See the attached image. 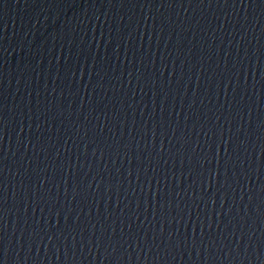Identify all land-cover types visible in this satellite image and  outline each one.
<instances>
[{"label": "water", "instance_id": "95a60500", "mask_svg": "<svg viewBox=\"0 0 264 264\" xmlns=\"http://www.w3.org/2000/svg\"><path fill=\"white\" fill-rule=\"evenodd\" d=\"M115 0H0V51Z\"/></svg>", "mask_w": 264, "mask_h": 264}]
</instances>
